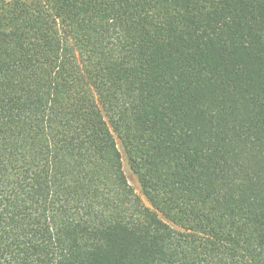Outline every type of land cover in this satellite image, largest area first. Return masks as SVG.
<instances>
[{"label":"trees","instance_id":"1","mask_svg":"<svg viewBox=\"0 0 264 264\" xmlns=\"http://www.w3.org/2000/svg\"><path fill=\"white\" fill-rule=\"evenodd\" d=\"M0 264H264V0H0Z\"/></svg>","mask_w":264,"mask_h":264},{"label":"rangeland","instance_id":"2","mask_svg":"<svg viewBox=\"0 0 264 264\" xmlns=\"http://www.w3.org/2000/svg\"><path fill=\"white\" fill-rule=\"evenodd\" d=\"M118 145H119V148H120L121 153H122L123 167H124V171H125V174L127 176V179L129 181V183L131 184V186L134 188L135 192L137 194L141 195L140 185H139L137 176L130 169L128 161H127V157H126V155L123 151L122 145L120 144L119 141H118Z\"/></svg>","mask_w":264,"mask_h":264}]
</instances>
